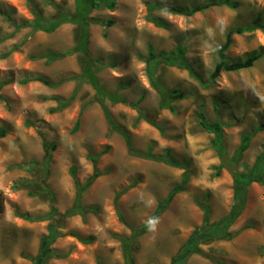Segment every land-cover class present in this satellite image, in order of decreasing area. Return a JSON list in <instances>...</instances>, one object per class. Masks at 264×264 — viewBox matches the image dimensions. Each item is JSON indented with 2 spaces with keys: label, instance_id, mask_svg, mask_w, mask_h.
Here are the masks:
<instances>
[{
  "label": "rangeland",
  "instance_id": "1",
  "mask_svg": "<svg viewBox=\"0 0 264 264\" xmlns=\"http://www.w3.org/2000/svg\"><path fill=\"white\" fill-rule=\"evenodd\" d=\"M115 1V11L103 7L92 12L95 20L115 24L90 23L89 53L100 63L94 72L101 86L128 101H105L120 130L108 123L89 82L74 79L89 60L74 51L78 25L64 24L54 33L32 27L15 31L16 25L32 21L35 13L45 18L58 16L59 10L74 15L75 0H0V129L7 130L0 139V264L31 263L22 255L36 253L49 224L64 235L53 248L67 256L47 264H125L121 238L131 236L130 226L148 223L158 203L180 185L185 170L133 155L122 131L130 134L136 150L167 155L190 171L188 184L157 219L155 230L149 229L136 242L135 264H171L203 225L205 208L210 223L230 212L235 174L249 175L264 152V33L234 34L225 52L229 62L255 54L261 58L252 68L222 72L211 79L229 32L248 26L258 16L264 21V0H235L237 9L215 6L191 17L151 11L150 6L190 8L215 0ZM150 17L166 26H156ZM149 45L156 53H169L178 46L187 49L186 62L193 73L165 64L157 67L162 85L183 96L173 101L175 112L159 108L160 95L151 86L142 60L148 57ZM69 51L74 52L51 64L42 58ZM35 77L52 85L33 81ZM74 94L63 108L55 100ZM139 113L163 132L144 119L136 122ZM202 119L222 123L220 144L237 168L234 175L221 168L222 151L213 141L214 134L202 127ZM251 133L255 135L248 150L239 154L242 138ZM43 139L57 144L49 176ZM101 153L97 167L103 175L81 199L89 210L67 217L77 194L70 169L75 166L78 180L85 183L93 173L89 157ZM21 180L20 188L14 189ZM45 189L55 197L58 214L47 221L26 220L50 212L52 195ZM229 231L235 233L233 238L201 243L206 256L191 255L184 264H264V176L261 184L248 187L245 209Z\"/></svg>",
  "mask_w": 264,
  "mask_h": 264
},
{
  "label": "trees",
  "instance_id": "2",
  "mask_svg": "<svg viewBox=\"0 0 264 264\" xmlns=\"http://www.w3.org/2000/svg\"><path fill=\"white\" fill-rule=\"evenodd\" d=\"M227 7L230 9H237L238 3L235 0H215L207 4L202 5H194L190 8H183L178 6L172 7H162L159 5H151V11L154 10H164L174 15L186 16L191 17L196 13L203 12L211 7ZM106 8L110 11H115L117 9V2L115 0H75V14L71 15L59 10V15L54 18H45L42 17L39 13H35L34 19L32 21H23L19 25L15 26V31L18 32L23 28H34V30H39L47 33H54L64 24H73L78 25L80 27L79 39L77 46L75 47L74 51L82 52L86 57L89 58L83 73L80 76H74L75 80L79 82H89L92 88L95 90V99L94 101L99 103L103 110L105 117L108 123L111 125L112 128L116 130H120L119 126L115 124L113 120V116L110 110L105 105V101L108 99L113 104L123 103L126 104L128 101L124 96L118 94H111L105 88H103L100 84L99 79L97 78L94 70L95 65L100 64L98 61L93 60L90 58L89 53V42H90V23L93 21H98L103 26H113L115 24L114 20H108L107 22L101 20H95L91 17V14L94 10L99 8ZM150 20L154 22V24L158 27L164 28L166 25L160 19H154L150 17ZM256 30H260L264 33V21L261 16L256 17L248 26L236 27L234 30H231L226 38L225 44L219 50L220 62L215 65V68L211 74V79L214 80L218 78L222 72H236L240 70H246L252 68L254 64L261 58L259 54L251 55L245 60H239L235 62H229L226 58L225 52L228 50L230 45L232 44L231 38L234 34H244L248 32H254ZM74 51H69L67 53H55L50 52L42 58L47 59V63L51 64L54 61L64 59L67 56L71 55ZM148 57H142L147 64V74L150 81L151 86L158 92L161 98V103L159 105L160 109H168L171 112H175L176 109L172 105L173 101L176 99H181L183 96L180 94L179 90H169L165 88L160 79L157 77V67L160 64H165L171 67H180L190 71V67L187 65L186 62V52L187 49L183 46H178L174 51L169 53L160 52L156 53L152 45L148 47ZM115 66V64L113 65ZM193 75V74H192ZM33 81L41 82L47 86H51V82L44 79L43 77H35L32 79ZM75 94L69 99H61L56 98L55 100L58 102L59 107L63 108L69 105L72 100L74 99ZM139 103H136L134 107L137 108ZM203 116V115H202ZM204 118V117H203ZM144 119L151 123L153 126L158 128L161 132L163 129L157 125L155 122L151 121L149 117L146 115L139 113V117L137 118L136 122L139 120ZM202 127L207 130L208 132L214 134L215 139L213 140L214 143L218 145V148L221 149L220 143L222 142L223 138V129L221 122L215 123H207L205 119L201 121ZM80 120L76 122L75 131L79 129ZM7 134V130L5 128L0 129V139L4 138ZM122 134L126 138L127 147L129 152L133 155L147 158L159 162L166 163L170 166L183 168L185 170L183 174L182 181L180 185L176 186L167 196L166 199L160 201L157 205L156 212L150 219H158L167 209V207L171 204L174 198L181 192H183L184 187L189 182L190 171L188 170V166L185 164L178 163L173 158L166 156L158 157L153 155L150 150L148 152L138 151L133 147L132 140L130 134L127 131H122ZM255 133L244 135L242 138L241 146L239 147V154H243L245 151L248 150L250 141L253 138ZM43 147H44V162H45V174L49 176L51 163L53 161V155L57 150V144L55 142L48 141L43 139ZM102 155L99 154L97 156H90V160L93 163V173L92 175L86 180L85 183H81L77 178V168L73 166L70 169V175L74 179L77 194H76V204L74 205L73 209L66 213L67 217L75 216L78 214H83L88 208H85L81 204V199L83 194L91 187V185L103 175L98 167L99 157ZM221 168H224L221 166ZM264 176V152L257 156L255 163L249 173V175L241 176L235 174L234 176V201L232 204V208L230 212L222 217L219 221L215 223H210L209 220V210L207 208L204 209V222L200 228H197L192 235L190 236L189 240L186 244L178 251L176 256L172 259L171 264H184L185 261L194 254L204 255L206 254L200 249L199 245L203 242H208L211 240H223V239H231L235 236V233L229 231V229L234 225L237 219L241 216L242 212L245 209L246 201H247V194H248V187L250 184L256 182L261 184L263 182ZM24 181L21 180L17 185H15L14 189H19V185L22 184ZM43 192L51 197V192L49 189L43 190ZM118 199L119 195L116 197L115 205L118 209ZM55 197H51V210L48 214L42 217H24L26 220L29 221H47L52 220L55 215L58 214L57 209L54 207L55 204ZM119 218L124 221L123 215L119 212ZM131 236L121 238L122 244V254L125 264H135V257L133 255L134 250L137 249L136 242L138 241L139 237L143 234L147 233L150 229L148 227V223L141 227H131ZM64 235L61 233L55 224L48 225V232L47 234L43 235L40 239V247L37 255L35 257H28L23 255L24 258L29 259L32 264H47L50 259H63L67 256V254L58 252L53 248L55 242L62 238ZM82 242L86 243L87 240H81Z\"/></svg>",
  "mask_w": 264,
  "mask_h": 264
},
{
  "label": "water",
  "instance_id": "3",
  "mask_svg": "<svg viewBox=\"0 0 264 264\" xmlns=\"http://www.w3.org/2000/svg\"><path fill=\"white\" fill-rule=\"evenodd\" d=\"M220 147H221L222 150H224V146H223V144H220ZM220 159H221V165H222L227 171H229V173H230L231 175H234L235 172H236V170H237V168H236L235 165H233V164L231 163V160H230L229 155H228L226 152H223L222 155H221V158H220Z\"/></svg>",
  "mask_w": 264,
  "mask_h": 264
},
{
  "label": "clouds",
  "instance_id": "4",
  "mask_svg": "<svg viewBox=\"0 0 264 264\" xmlns=\"http://www.w3.org/2000/svg\"><path fill=\"white\" fill-rule=\"evenodd\" d=\"M225 152V150H224ZM158 223V221L156 219H150L148 221V227L152 230H155L156 224Z\"/></svg>",
  "mask_w": 264,
  "mask_h": 264
},
{
  "label": "crops",
  "instance_id": "5",
  "mask_svg": "<svg viewBox=\"0 0 264 264\" xmlns=\"http://www.w3.org/2000/svg\"><path fill=\"white\" fill-rule=\"evenodd\" d=\"M157 75V74H156ZM97 156V155H96ZM100 158V157H99ZM91 161V160H90ZM98 163H99V161H98ZM93 164V163H92ZM98 165V164H97ZM92 168H94L93 166H92ZM99 169V168H98ZM254 183H256V182H254ZM41 239V238H40ZM39 247H40V240H39V246H38V248H37V250H36V253L33 255V256H31V255H26V254H23V255H26V256H28V257H35L36 255H37V253H38V251H39ZM22 255V256H23ZM24 258V257H23ZM26 259V258H25ZM27 260H29V259H27ZM30 261V260H29ZM27 264H32V262L31 263H28L27 262Z\"/></svg>",
  "mask_w": 264,
  "mask_h": 264
}]
</instances>
